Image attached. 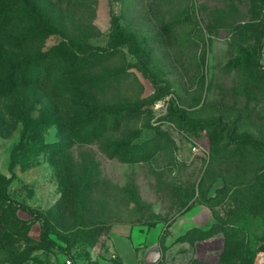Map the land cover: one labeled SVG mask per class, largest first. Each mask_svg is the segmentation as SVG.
<instances>
[{
    "label": "rangeland",
    "instance_id": "1",
    "mask_svg": "<svg viewBox=\"0 0 264 264\" xmlns=\"http://www.w3.org/2000/svg\"><path fill=\"white\" fill-rule=\"evenodd\" d=\"M261 40L264 0H0V173L56 244L0 201V264H126L121 228L140 264H254Z\"/></svg>",
    "mask_w": 264,
    "mask_h": 264
},
{
    "label": "trees",
    "instance_id": "2",
    "mask_svg": "<svg viewBox=\"0 0 264 264\" xmlns=\"http://www.w3.org/2000/svg\"><path fill=\"white\" fill-rule=\"evenodd\" d=\"M263 48H264V42L261 40L258 46V51H257V56H256V61H255V68L258 70H261L264 73V66L261 63ZM246 62H247V54L243 53L238 59L233 60L231 63L232 65L236 66V65H244L246 64ZM9 187H10V179L7 176L0 173V201L8 205L11 208L20 209L32 215L39 221H41L43 223L41 239L44 242H47L51 245H56L54 242L50 240V238L47 235V223L44 220L42 214L36 211L35 209H32L24 204L14 201L9 195ZM258 245H259V250L261 252L264 251V236L259 239Z\"/></svg>",
    "mask_w": 264,
    "mask_h": 264
},
{
    "label": "crops",
    "instance_id": "3",
    "mask_svg": "<svg viewBox=\"0 0 264 264\" xmlns=\"http://www.w3.org/2000/svg\"><path fill=\"white\" fill-rule=\"evenodd\" d=\"M115 234L122 238L125 242L120 250V254L124 259V262L126 264H140V258L138 256V249L139 247L145 248V246H148L149 248L146 250L145 254L151 253L152 251V232L146 231L144 234L141 232H134L133 229L129 230L126 228L121 229H114ZM144 239L143 244H139L137 247H135V243L132 241L134 238L141 237ZM144 256L141 257V259Z\"/></svg>",
    "mask_w": 264,
    "mask_h": 264
},
{
    "label": "water",
    "instance_id": "4",
    "mask_svg": "<svg viewBox=\"0 0 264 264\" xmlns=\"http://www.w3.org/2000/svg\"><path fill=\"white\" fill-rule=\"evenodd\" d=\"M264 263V251L259 252L256 256L254 264H263Z\"/></svg>",
    "mask_w": 264,
    "mask_h": 264
}]
</instances>
